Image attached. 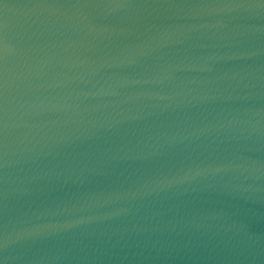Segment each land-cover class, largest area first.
I'll return each mask as SVG.
<instances>
[{
    "label": "water",
    "instance_id": "water-1",
    "mask_svg": "<svg viewBox=\"0 0 264 264\" xmlns=\"http://www.w3.org/2000/svg\"><path fill=\"white\" fill-rule=\"evenodd\" d=\"M0 264H264V0H0Z\"/></svg>",
    "mask_w": 264,
    "mask_h": 264
},
{
    "label": "clouds",
    "instance_id": "clouds-1",
    "mask_svg": "<svg viewBox=\"0 0 264 264\" xmlns=\"http://www.w3.org/2000/svg\"><path fill=\"white\" fill-rule=\"evenodd\" d=\"M195 174L186 173L183 179H194ZM167 183H171V181H167ZM38 231V229H37ZM28 235V233H24L23 236L21 234H8L5 238V244L9 243H16L17 241L25 238Z\"/></svg>",
    "mask_w": 264,
    "mask_h": 264
}]
</instances>
